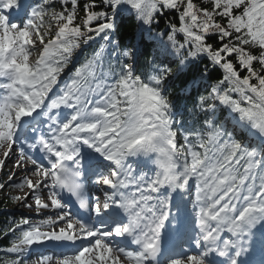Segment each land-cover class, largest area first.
<instances>
[{"label":"snow or ice","instance_id":"1","mask_svg":"<svg viewBox=\"0 0 264 264\" xmlns=\"http://www.w3.org/2000/svg\"><path fill=\"white\" fill-rule=\"evenodd\" d=\"M9 161L0 264H264V0H0Z\"/></svg>","mask_w":264,"mask_h":264},{"label":"trees","instance_id":"2","mask_svg":"<svg viewBox=\"0 0 264 264\" xmlns=\"http://www.w3.org/2000/svg\"><path fill=\"white\" fill-rule=\"evenodd\" d=\"M134 24H135V21H125V23L123 24V31L125 32L130 31L132 27H134ZM164 26L165 25L162 20L160 27L163 28ZM213 77L215 78V73L213 74ZM181 118L182 117L180 115L176 116L177 120H180ZM185 119L187 118L185 117ZM188 123H190V121H188ZM10 189L11 188H5L3 191H0V231H2L6 226H10V223H9L10 221L16 222L20 219L17 215L5 211L6 209H8V205L12 203L11 195L9 194L11 191ZM7 243H8L7 240H0V245L7 244ZM2 256L3 254L0 253V257Z\"/></svg>","mask_w":264,"mask_h":264},{"label":"rangeland","instance_id":"3","mask_svg":"<svg viewBox=\"0 0 264 264\" xmlns=\"http://www.w3.org/2000/svg\"><path fill=\"white\" fill-rule=\"evenodd\" d=\"M5 170V174L3 173V175H1L3 177L2 182L7 180L8 175L11 173L12 171V161L8 162V165L3 169ZM1 172V171H0ZM3 172V171H2ZM28 173H25L23 171H17L16 172V179L19 180L20 178H22L24 175H27ZM24 192H27V188L24 189H13L11 188L10 191V195H23ZM30 202V201H29ZM8 209L14 213H16L18 216H20V218L22 216H31L33 219H41L43 217L41 216H32V213L30 212V210L26 207H22L19 202H13L10 203L8 205ZM47 214H51V213H47ZM45 255H50L49 253H44ZM38 259V256L33 255L30 260L29 263L33 264L35 263V261Z\"/></svg>","mask_w":264,"mask_h":264}]
</instances>
